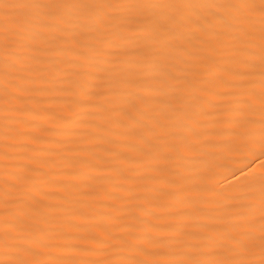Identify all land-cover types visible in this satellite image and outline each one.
Wrapping results in <instances>:
<instances>
[{
  "label": "snow or ice",
  "instance_id": "1",
  "mask_svg": "<svg viewBox=\"0 0 264 264\" xmlns=\"http://www.w3.org/2000/svg\"><path fill=\"white\" fill-rule=\"evenodd\" d=\"M0 61V264H264V0H0ZM217 109L231 194L172 168Z\"/></svg>",
  "mask_w": 264,
  "mask_h": 264
},
{
  "label": "bare ground",
  "instance_id": "2",
  "mask_svg": "<svg viewBox=\"0 0 264 264\" xmlns=\"http://www.w3.org/2000/svg\"><path fill=\"white\" fill-rule=\"evenodd\" d=\"M232 49L226 42L220 41L215 44V63L216 67L223 68L228 66L231 59ZM3 87V64L0 61V90ZM64 109L71 110L74 106L64 104ZM200 109L196 108L195 113H199ZM222 109H217L214 116L201 118L197 114H190L188 119L193 127L197 129L200 136L188 135L181 132L178 141L181 144L190 143L198 140L201 145V151L204 155H193L181 152L175 159L172 168L179 173L180 177H188L187 180H181L182 184L206 183L207 175H214L213 183L219 181L224 194H231L236 190V181L229 175V172L235 167L240 166L243 159L242 151L230 150L233 139L230 136V130L221 123L223 120ZM3 119L0 113V133H2ZM3 148L2 135H0V150ZM131 167V164L125 165ZM0 170H3V163L0 162ZM48 169H46L47 171ZM223 176H228V181L233 185L228 187V183L224 181ZM217 193H221V187H216Z\"/></svg>",
  "mask_w": 264,
  "mask_h": 264
}]
</instances>
